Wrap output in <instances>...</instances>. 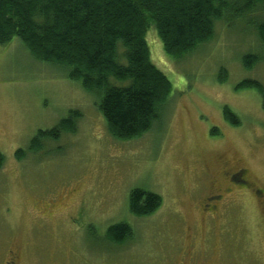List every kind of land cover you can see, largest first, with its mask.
Listing matches in <instances>:
<instances>
[{"label":"rangeland","instance_id":"rangeland-1","mask_svg":"<svg viewBox=\"0 0 264 264\" xmlns=\"http://www.w3.org/2000/svg\"><path fill=\"white\" fill-rule=\"evenodd\" d=\"M225 1L229 6L224 21L215 22L214 38L181 59L164 51L150 24V58L173 91L151 129L128 139L110 133L98 108L102 95L68 78L63 65L38 60L18 38L0 44V152L5 156L0 262L11 245L28 247L26 264L52 258L69 264H152L175 251L184 231L204 230L197 208L202 170L209 171L207 179L219 180L223 169L243 167L264 186V96L238 88L246 80L264 86V60H252L251 69L243 63L248 55L264 58V3L247 17H233L244 0ZM225 106L237 115L238 125L224 118ZM69 118L71 127L60 137L46 136L33 146L40 131ZM136 188L160 195L161 206L134 216L129 196ZM57 191L63 192L61 218L52 227L42 226L37 200ZM251 201L232 205L226 227L249 249L254 245L248 225L257 208ZM120 222H131L134 229L119 245L106 233ZM226 245L229 254L238 248L229 239ZM248 261L254 264L251 257Z\"/></svg>","mask_w":264,"mask_h":264},{"label":"trees","instance_id":"trees-1","mask_svg":"<svg viewBox=\"0 0 264 264\" xmlns=\"http://www.w3.org/2000/svg\"><path fill=\"white\" fill-rule=\"evenodd\" d=\"M260 3L264 0H244L231 16L247 17ZM228 6L225 0H0V44L18 38L38 60L63 65L68 78L102 95L98 108L110 133L128 139L151 129L173 91L169 78L150 58L146 40L150 24L164 51L181 59L214 38L215 22L224 21ZM261 37L264 41V27ZM119 43L124 50L118 49ZM256 59L264 60L245 56V68L251 69ZM238 88H253L264 96L258 81L246 80ZM223 114L232 125L239 124L229 107ZM71 123L72 118L64 119L55 128L40 131L33 146L46 136L60 137ZM4 162L0 152V169ZM161 203V196L153 192L138 188L130 192L129 210L135 216L150 215ZM106 234L108 240L122 244L132 229L120 223Z\"/></svg>","mask_w":264,"mask_h":264},{"label":"flooded vegetation","instance_id":"flooded-vegetation-1","mask_svg":"<svg viewBox=\"0 0 264 264\" xmlns=\"http://www.w3.org/2000/svg\"><path fill=\"white\" fill-rule=\"evenodd\" d=\"M208 173L207 169L202 170L200 178L202 191L197 200V208L205 219L204 230L195 227L192 231H184L175 251L156 259L152 264H251L248 261L250 257L254 264H264V186L252 179L249 171L243 167L232 166L223 169L219 180L223 179L224 183L221 184L219 180L207 179ZM70 191L71 189L68 192ZM62 193L57 191L37 200L39 211L36 218L42 226L52 227L51 225H55L61 218L63 211L58 210H60L59 204L62 203ZM249 200L257 206L251 213L250 225H248V236L251 244L254 245L252 249H249V244H246L245 240L236 235L231 237L226 230L232 205L236 206L237 201ZM120 223L134 229L131 222ZM120 223L110 225L108 228ZM243 230L246 232L247 227ZM186 238H189L188 243L185 242ZM226 239H229L233 246L238 247L232 254H229ZM28 252L26 246L13 249L10 245L3 253L0 264H26L25 258ZM45 252H48V249ZM44 264L69 263L64 261V258L58 261L52 258Z\"/></svg>","mask_w":264,"mask_h":264}]
</instances>
